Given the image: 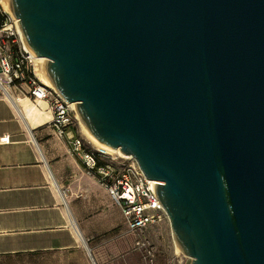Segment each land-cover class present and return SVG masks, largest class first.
<instances>
[{"label":"water","instance_id":"1","mask_svg":"<svg viewBox=\"0 0 264 264\" xmlns=\"http://www.w3.org/2000/svg\"><path fill=\"white\" fill-rule=\"evenodd\" d=\"M8 2L82 130L156 183L184 264H264V0Z\"/></svg>","mask_w":264,"mask_h":264},{"label":"crops","instance_id":"2","mask_svg":"<svg viewBox=\"0 0 264 264\" xmlns=\"http://www.w3.org/2000/svg\"><path fill=\"white\" fill-rule=\"evenodd\" d=\"M2 95L0 259L36 255L53 258L52 264L57 258L60 264H115L108 257L129 246L120 209L52 128L43 127L45 107L34 113L22 98Z\"/></svg>","mask_w":264,"mask_h":264},{"label":"built area","instance_id":"3","mask_svg":"<svg viewBox=\"0 0 264 264\" xmlns=\"http://www.w3.org/2000/svg\"><path fill=\"white\" fill-rule=\"evenodd\" d=\"M7 1L0 0L2 86L24 85L27 88L26 99L30 103L45 104L47 124L52 128L54 136L65 143L68 153L97 181L120 209L127 233L136 237L133 246L140 254L141 264H156L153 247L143 238L149 227L168 220L154 198L152 188L156 183L147 180L131 158H127V162L120 161L104 148L84 143L74 130L79 122L70 105L51 86L39 81L34 73L36 79L32 77L30 67L37 64V58L26 51L17 22L6 9Z\"/></svg>","mask_w":264,"mask_h":264},{"label":"rangeland","instance_id":"4","mask_svg":"<svg viewBox=\"0 0 264 264\" xmlns=\"http://www.w3.org/2000/svg\"><path fill=\"white\" fill-rule=\"evenodd\" d=\"M38 67V63H34L31 67V73L32 77L33 73L36 72V68ZM35 71V72H34ZM37 77V76H36ZM3 78V77H2ZM38 78V77H37ZM34 79H36L34 77ZM39 79V78H38ZM39 81H41L39 79ZM6 90L8 94L14 96L15 98H22L21 100H24L29 103V107L32 110V112L35 113L33 110L32 105L30 102L26 99V92L27 88L24 85H21L20 87L16 85V87H6ZM2 90L0 89V96L3 97L1 94ZM48 124L45 123L43 127H47ZM74 130L77 131L79 136L83 139L84 143L87 145V143H90L88 135L82 130L80 123L75 125ZM93 144L90 143V146ZM111 155L115 156L118 158L120 161L127 162V158L124 155H118V154H113L110 153ZM124 239L128 241V249H124L121 253H118L115 257L109 258V263H115V264H141V258L140 254L138 251L134 249L133 242L136 239V237L130 235L125 231L123 233ZM121 238V237H120ZM143 238L147 239L151 246L153 247L154 253H155V260L156 264H184L186 261V258L181 255L176 253V248L174 246V243L171 238V231H170V226L168 220H164L161 223L149 227L144 235ZM123 239V238H122ZM102 240V239H101ZM108 253V251H106ZM110 254V251H109ZM57 264H60L59 258L56 260ZM54 262L53 258H47L43 256H36V255H26V256H18V257H13V258H8V259H0V264H52Z\"/></svg>","mask_w":264,"mask_h":264},{"label":"bare ground","instance_id":"5","mask_svg":"<svg viewBox=\"0 0 264 264\" xmlns=\"http://www.w3.org/2000/svg\"><path fill=\"white\" fill-rule=\"evenodd\" d=\"M6 9L8 10V12L10 13V8H9V5H8V1L6 2ZM26 49V48H25ZM26 51L28 52V50L26 49ZM36 62L38 63V67L36 68V74L34 73V75H35V77L37 76L40 80H41V82L42 83H44V84H46V85H49V83L46 81V79H45V76H44V74H43V71H42V66H43V63H44V59H41V58H37L36 59ZM35 72V71H34ZM36 77V78H37ZM2 78H1V76H0V89L2 90V94H4V95H6L7 97H9V94H8V92H7V90H6V87H4V86H2ZM50 86V85H49ZM31 105H32V107H33V109L34 110H38V111H42L41 110V108L42 107H45V104L43 103V102H38L37 103V105L36 104H32L31 103ZM43 115H44V113H45V115H47L48 116V114H47V112H46V107H45V110L44 111H42L41 112ZM87 134V133H86ZM88 135V134H87ZM88 137H89V141H90V143L91 144H93L95 147H98V148H104L105 150H107L109 153H113V154H118V155H120L121 153H118V152H116V151H114V150H111V149H109V148H106V147H104V146H102V145H100L97 141H95L92 137H90L89 135H88ZM122 155V154H121ZM120 155V156H121ZM126 157H128V156H126Z\"/></svg>","mask_w":264,"mask_h":264}]
</instances>
